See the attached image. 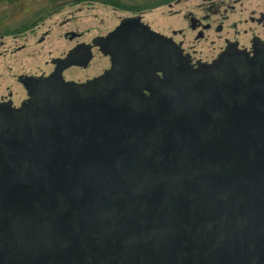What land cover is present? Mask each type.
I'll return each instance as SVG.
<instances>
[{
  "label": "flooded vegetation",
  "instance_id": "flooded-vegetation-1",
  "mask_svg": "<svg viewBox=\"0 0 264 264\" xmlns=\"http://www.w3.org/2000/svg\"><path fill=\"white\" fill-rule=\"evenodd\" d=\"M93 5L0 0V264H264V0Z\"/></svg>",
  "mask_w": 264,
  "mask_h": 264
},
{
  "label": "rangeland",
  "instance_id": "rangeland-1",
  "mask_svg": "<svg viewBox=\"0 0 264 264\" xmlns=\"http://www.w3.org/2000/svg\"><path fill=\"white\" fill-rule=\"evenodd\" d=\"M126 6L137 5L140 1L144 4H148V1L152 0H121ZM244 2V1H243ZM83 7V6H82ZM117 10L115 7L104 5L99 2H95L92 9L84 7V10L80 13L74 12V16L77 17L80 27H100L105 29L114 25L115 18H117L121 11ZM68 12V11H67ZM66 12V13H67ZM69 16V14L65 15ZM99 65V64H98Z\"/></svg>",
  "mask_w": 264,
  "mask_h": 264
},
{
  "label": "trees",
  "instance_id": "trees-1",
  "mask_svg": "<svg viewBox=\"0 0 264 264\" xmlns=\"http://www.w3.org/2000/svg\"><path fill=\"white\" fill-rule=\"evenodd\" d=\"M76 2H79L83 5H91L94 4L95 2L102 3L104 5H109L112 7H115L117 10H127V9H132L130 6H126L124 2L121 0H76ZM69 2H65V5H68ZM162 4V3H161Z\"/></svg>",
  "mask_w": 264,
  "mask_h": 264
}]
</instances>
